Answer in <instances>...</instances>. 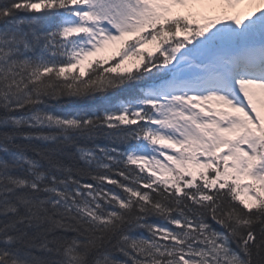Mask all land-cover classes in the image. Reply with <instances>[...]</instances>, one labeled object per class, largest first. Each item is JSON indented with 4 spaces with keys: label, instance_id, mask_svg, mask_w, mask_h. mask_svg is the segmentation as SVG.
I'll list each match as a JSON object with an SVG mask.
<instances>
[{
    "label": "snow or ice",
    "instance_id": "1",
    "mask_svg": "<svg viewBox=\"0 0 264 264\" xmlns=\"http://www.w3.org/2000/svg\"><path fill=\"white\" fill-rule=\"evenodd\" d=\"M0 264H264V0H0Z\"/></svg>",
    "mask_w": 264,
    "mask_h": 264
},
{
    "label": "rangeland",
    "instance_id": "2",
    "mask_svg": "<svg viewBox=\"0 0 264 264\" xmlns=\"http://www.w3.org/2000/svg\"><path fill=\"white\" fill-rule=\"evenodd\" d=\"M112 47H114V48H115L116 46H112ZM112 47H110L109 49H111ZM101 54H102V53H101Z\"/></svg>",
    "mask_w": 264,
    "mask_h": 264
},
{
    "label": "bare ground",
    "instance_id": "3",
    "mask_svg": "<svg viewBox=\"0 0 264 264\" xmlns=\"http://www.w3.org/2000/svg\"><path fill=\"white\" fill-rule=\"evenodd\" d=\"M252 7H254V5H251Z\"/></svg>",
    "mask_w": 264,
    "mask_h": 264
},
{
    "label": "trees",
    "instance_id": "4",
    "mask_svg": "<svg viewBox=\"0 0 264 264\" xmlns=\"http://www.w3.org/2000/svg\"><path fill=\"white\" fill-rule=\"evenodd\" d=\"M107 59V58H106Z\"/></svg>",
    "mask_w": 264,
    "mask_h": 264
}]
</instances>
